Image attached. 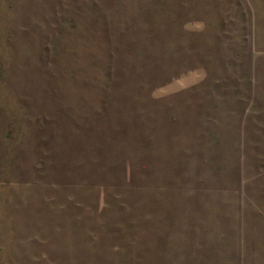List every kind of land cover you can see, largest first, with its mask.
<instances>
[{"label":"rangeland","instance_id":"374dc122","mask_svg":"<svg viewBox=\"0 0 264 264\" xmlns=\"http://www.w3.org/2000/svg\"><path fill=\"white\" fill-rule=\"evenodd\" d=\"M263 82L264 0H0V264H264Z\"/></svg>","mask_w":264,"mask_h":264},{"label":"crops","instance_id":"0c3cea01","mask_svg":"<svg viewBox=\"0 0 264 264\" xmlns=\"http://www.w3.org/2000/svg\"><path fill=\"white\" fill-rule=\"evenodd\" d=\"M261 86H262V87H260V88H256L255 91H256V92H262L263 95H262L261 97H259L258 100L256 99V100H255V103H262V104H264V82L262 83ZM257 87H258V86H257ZM255 91H254V92H255ZM262 119H263V118H262Z\"/></svg>","mask_w":264,"mask_h":264},{"label":"trees","instance_id":"16d2710c","mask_svg":"<svg viewBox=\"0 0 264 264\" xmlns=\"http://www.w3.org/2000/svg\"><path fill=\"white\" fill-rule=\"evenodd\" d=\"M87 264H104V263H87ZM118 264H141V263H139V262H135V263L121 262V263H118Z\"/></svg>","mask_w":264,"mask_h":264}]
</instances>
